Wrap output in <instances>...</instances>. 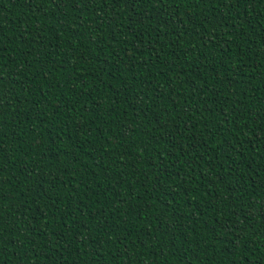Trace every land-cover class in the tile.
Segmentation results:
<instances>
[{
  "label": "trees",
  "instance_id": "obj_1",
  "mask_svg": "<svg viewBox=\"0 0 264 264\" xmlns=\"http://www.w3.org/2000/svg\"><path fill=\"white\" fill-rule=\"evenodd\" d=\"M0 264H264V0H0Z\"/></svg>",
  "mask_w": 264,
  "mask_h": 264
}]
</instances>
